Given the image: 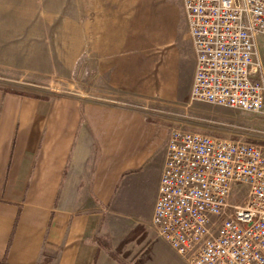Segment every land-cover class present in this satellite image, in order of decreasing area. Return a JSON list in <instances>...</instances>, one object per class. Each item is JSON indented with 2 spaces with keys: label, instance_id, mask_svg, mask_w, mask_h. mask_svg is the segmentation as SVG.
Returning <instances> with one entry per match:
<instances>
[{
  "label": "crops",
  "instance_id": "1",
  "mask_svg": "<svg viewBox=\"0 0 264 264\" xmlns=\"http://www.w3.org/2000/svg\"><path fill=\"white\" fill-rule=\"evenodd\" d=\"M125 28L99 69L124 98L0 86V264H186L151 224L173 126L150 103L190 93L194 46L187 29L182 89L163 63L148 81L126 60Z\"/></svg>",
  "mask_w": 264,
  "mask_h": 264
},
{
  "label": "built area",
  "instance_id": "2",
  "mask_svg": "<svg viewBox=\"0 0 264 264\" xmlns=\"http://www.w3.org/2000/svg\"><path fill=\"white\" fill-rule=\"evenodd\" d=\"M196 65L190 98L264 107V0H182ZM151 224L187 264H264V145L173 128Z\"/></svg>",
  "mask_w": 264,
  "mask_h": 264
},
{
  "label": "rangeland",
  "instance_id": "3",
  "mask_svg": "<svg viewBox=\"0 0 264 264\" xmlns=\"http://www.w3.org/2000/svg\"><path fill=\"white\" fill-rule=\"evenodd\" d=\"M185 18L182 0H0V86L32 96L124 98L99 71L108 35L124 26L126 60L138 64L134 73L144 63V77L152 81L163 63L176 70L182 89L189 58ZM257 49L264 62V34ZM150 106L162 110L171 129L264 145V107L217 106L193 101L190 93Z\"/></svg>",
  "mask_w": 264,
  "mask_h": 264
}]
</instances>
